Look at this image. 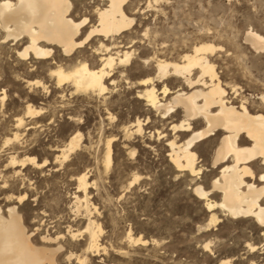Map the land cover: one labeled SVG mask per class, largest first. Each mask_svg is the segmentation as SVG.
I'll list each match as a JSON object with an SVG mask.
<instances>
[{"label": "rangeland", "instance_id": "obj_1", "mask_svg": "<svg viewBox=\"0 0 264 264\" xmlns=\"http://www.w3.org/2000/svg\"><path fill=\"white\" fill-rule=\"evenodd\" d=\"M135 9L142 11L135 16L136 25L128 35L131 40L124 38L127 44L134 43L135 57L142 52L151 57L156 51L174 55L211 42L224 48L218 60L222 73L231 68L243 84L249 78L264 79V54L255 53L243 40L251 29L264 35V0H136ZM84 12L78 9L77 13L81 17ZM35 68L34 74L27 76V66H18L17 61L4 56L0 59V92L8 93L5 107L0 103V209L6 217L8 207L16 204L35 246L42 245L43 237H62L50 245L63 246L57 264H79L76 257L85 256V264H264L262 230L251 221H233L219 214L221 222L206 228L209 214L193 189L199 184L208 190L217 176L219 171L211 164L213 150L202 152L200 161L207 166L204 175L178 174L167 159L165 141L151 137V129H146L143 137L125 140L124 128L137 118H150V126L169 129V122H161L153 112L148 114L145 104L135 98L136 91L122 84L107 95L105 102L68 92L62 97L48 76L47 66ZM140 77L135 75L132 81ZM23 80L40 81L49 94L42 89L29 94ZM247 97L255 98L249 92ZM28 104L46 113L28 120ZM181 114L179 111L178 118ZM19 118L25 122L18 133L19 143L5 147V139L15 133ZM77 133L82 135L81 147L65 162L57 159ZM111 137L117 141L112 165L107 168L106 141ZM11 157L17 161L35 157L37 163L48 164L37 168L26 161L24 166L12 168ZM82 174L89 181L87 196L77 190V177ZM136 175L142 180L129 187ZM23 195L26 200L20 205L18 197ZM74 197L84 200L81 207L87 200L88 207L78 211ZM89 221L101 228L99 255L86 253L88 235L84 231ZM70 232H77V237L72 239ZM129 234L147 243L130 242ZM207 243L209 249L203 247ZM247 243L258 248L254 254Z\"/></svg>", "mask_w": 264, "mask_h": 264}, {"label": "bare ground", "instance_id": "obj_2", "mask_svg": "<svg viewBox=\"0 0 264 264\" xmlns=\"http://www.w3.org/2000/svg\"><path fill=\"white\" fill-rule=\"evenodd\" d=\"M135 1L0 0V59L4 56L17 61L18 66H27L30 69L27 76L34 74L35 66H47L48 76L62 97L68 92L70 96L83 95L105 102L107 95L122 84L136 91L135 98L145 104L148 114L153 112L161 122H169V129L150 126V118H137L124 128L125 140L143 137L145 130L151 129V137L165 141L167 159L175 171L196 178L206 171L204 161H200L202 152L213 150L211 164L213 170L219 171L217 176L211 180L208 190L199 184L193 189L209 214L206 228L217 226L221 214L233 221H251L262 230L264 239V79L249 78L243 84L231 68H225L222 73L218 60L224 48L211 42L196 44L174 55L154 51L151 57L145 52L135 57L133 42L129 45L124 40L126 37L131 40L128 35L136 25L135 16L142 11L132 10ZM78 9L85 10L81 17ZM147 33L150 36V32ZM244 35L243 40L252 51L264 54V35L253 29ZM140 59L143 62H138ZM135 75L143 77L133 82ZM2 80L0 70V82ZM24 83L29 94L36 89L48 93L40 81L26 80ZM248 92L255 97L253 100L247 97ZM6 100L8 93L2 90V107ZM44 110L28 104L26 118L37 120L46 113ZM179 111L182 116L178 118ZM24 126L22 118L16 119L15 133L5 139V147L19 143L18 133ZM82 140L80 133L71 136L68 150H61L57 159L65 162L71 152L81 147ZM116 141V137L106 141L107 168L112 165ZM131 155L134 156L135 151ZM26 161L37 168L48 164L47 161L37 163L35 157L24 161L11 157L9 164L15 168L24 166ZM141 180L138 175L134 176L129 187ZM77 181V190L88 194L90 187L86 175L78 176ZM25 200L26 195L18 197L20 205ZM75 200L78 211L85 205L88 207L87 200L82 207L84 200L81 202L78 197ZM15 205L8 207L6 217L0 209V264H57V255L63 246L53 248L50 245L62 237H43L42 245L35 246L32 233L27 231ZM84 232L88 235L86 253L97 255L101 251V228L89 221ZM76 234L69 233L72 239ZM127 238L133 243H147L141 237L133 239L131 234ZM203 247L209 249L210 243ZM247 247L251 254L258 249L249 243ZM72 255L67 256L68 261ZM85 257H76V260L85 264Z\"/></svg>", "mask_w": 264, "mask_h": 264}]
</instances>
